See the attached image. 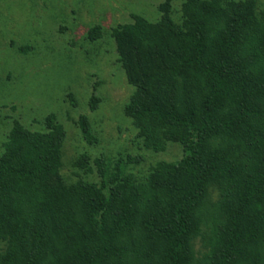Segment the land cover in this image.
<instances>
[{
	"label": "trees",
	"instance_id": "obj_1",
	"mask_svg": "<svg viewBox=\"0 0 264 264\" xmlns=\"http://www.w3.org/2000/svg\"><path fill=\"white\" fill-rule=\"evenodd\" d=\"M175 1L111 35L138 145L175 144L179 158L138 182L143 158L82 153L72 181L58 118L37 130L14 120L0 153V264H264V5L184 0L177 21ZM100 103L92 95L91 111ZM77 125L96 141L86 115Z\"/></svg>",
	"mask_w": 264,
	"mask_h": 264
},
{
	"label": "rangeland",
	"instance_id": "obj_2",
	"mask_svg": "<svg viewBox=\"0 0 264 264\" xmlns=\"http://www.w3.org/2000/svg\"><path fill=\"white\" fill-rule=\"evenodd\" d=\"M164 1L0 0V153L14 120L37 130L54 114L67 131L63 172L72 181L79 173L74 160L82 153L115 161L143 158L132 163L138 182L157 161L178 159L175 144L160 155L138 145L137 130L124 112L135 88L118 62L111 35L134 15L157 22ZM183 1L173 3L177 21ZM257 1L264 5V0ZM96 27L102 37L92 41L89 34ZM94 94L101 103L91 111ZM81 115L92 126L96 141L91 144L77 125Z\"/></svg>",
	"mask_w": 264,
	"mask_h": 264
}]
</instances>
